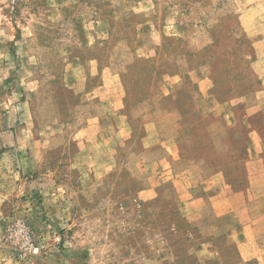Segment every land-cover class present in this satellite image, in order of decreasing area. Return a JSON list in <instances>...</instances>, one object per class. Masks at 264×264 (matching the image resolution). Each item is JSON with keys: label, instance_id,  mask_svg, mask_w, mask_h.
Here are the masks:
<instances>
[{"label": "rangeland", "instance_id": "1", "mask_svg": "<svg viewBox=\"0 0 264 264\" xmlns=\"http://www.w3.org/2000/svg\"><path fill=\"white\" fill-rule=\"evenodd\" d=\"M241 4L0 0V264H230L238 258L240 223L221 239L202 234L206 219L188 218L203 204L194 183L172 178L155 133L164 113L153 114L150 100L181 64L184 49L188 64L210 68L218 98L256 85L243 61L253 49L238 29ZM168 20L179 23L185 39L163 37ZM148 35L160 44L143 47L145 55L133 60L136 40L146 44ZM113 72L121 73L112 78ZM190 82L185 99L192 102L198 98ZM195 110L189 108L191 116ZM188 132L182 163L199 156L203 136L202 128Z\"/></svg>", "mask_w": 264, "mask_h": 264}, {"label": "crops", "instance_id": "2", "mask_svg": "<svg viewBox=\"0 0 264 264\" xmlns=\"http://www.w3.org/2000/svg\"><path fill=\"white\" fill-rule=\"evenodd\" d=\"M236 18L238 29L251 40L249 48L253 49V56L244 57L243 61L254 71L256 85H250L242 94L218 98L210 68L205 62L188 64L190 52L184 49L179 53L181 64L176 66V71L165 74L158 94L150 100V107L154 108L153 114L158 110L164 113L163 129L158 125L160 118L154 119L159 126L155 133L163 140L160 142L166 148L165 160L174 174L172 178L180 179L181 184L188 182L187 186L194 183L196 199L203 204L188 218L206 219L207 225L200 227L202 234L217 235L221 239L226 238L229 229L230 234L238 229L240 223L244 236L241 245L236 241L238 258L231 259L230 264H264V0H242ZM177 24L168 20L163 26V37L174 41L185 39L177 31L182 29ZM148 37L146 44L144 40H136L131 51L133 60L145 55L143 47L156 48L160 44L158 36ZM91 61L96 70H104L97 59ZM118 73L121 72H113L112 78ZM105 77L102 76L97 89L105 87ZM190 80L198 98L192 102L185 99ZM192 107L196 108V116L189 113ZM194 127L202 128L203 136L199 137L202 141L197 143L199 156L182 163L181 141L189 138L188 131ZM154 136L151 130L147 137ZM206 147L208 150H204ZM259 249L261 252L257 253Z\"/></svg>", "mask_w": 264, "mask_h": 264}]
</instances>
